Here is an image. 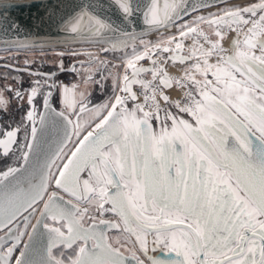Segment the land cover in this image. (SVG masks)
<instances>
[{
	"label": "snow or ice",
	"instance_id": "6c2138e0",
	"mask_svg": "<svg viewBox=\"0 0 264 264\" xmlns=\"http://www.w3.org/2000/svg\"><path fill=\"white\" fill-rule=\"evenodd\" d=\"M142 15L155 40L91 4L64 21L119 63L68 47L41 71L17 53L57 42H3L0 264H264V0Z\"/></svg>",
	"mask_w": 264,
	"mask_h": 264
},
{
	"label": "water",
	"instance_id": "95a60500",
	"mask_svg": "<svg viewBox=\"0 0 264 264\" xmlns=\"http://www.w3.org/2000/svg\"><path fill=\"white\" fill-rule=\"evenodd\" d=\"M134 2L139 5V10L129 22L123 21L114 0H22L0 4V49L6 47L4 41L13 38L57 42L51 47L87 44L88 42L82 39H73L64 27V21L70 18L74 11H78L81 4H91L96 12L117 26L128 27V24H131L130 30L138 35L153 33L145 24L142 15L148 0ZM12 22L19 26L18 31L8 30Z\"/></svg>",
	"mask_w": 264,
	"mask_h": 264
},
{
	"label": "flooded vegetation",
	"instance_id": "af4514ba",
	"mask_svg": "<svg viewBox=\"0 0 264 264\" xmlns=\"http://www.w3.org/2000/svg\"><path fill=\"white\" fill-rule=\"evenodd\" d=\"M77 45H79V44H77ZM85 45H87V47H80V48H76V49L82 50V51H91V52L99 55L101 59L107 58L111 63H119V61H116V60L113 59L111 54L102 53L100 51V47L96 46L94 43H87ZM45 48H48V47H45ZM59 51H63V50L58 49V50H55V51H45V53L43 55H41L39 50L31 51V52H20V53H17V55L20 57L21 66H23L24 59L27 58V59H30V60H35L37 62H42L43 63V67L40 68L41 71H50V70L51 71H55V67L54 66H55L56 63L59 62V59H60L56 55V53L59 52ZM118 54L119 53H117V55ZM77 59H84V57L81 56V57H78V58L74 59L73 57L66 55L63 58L64 64H65L66 67L69 66L72 63H75ZM147 63H148L147 61L144 62L145 66H147ZM34 67H39V64L38 65H34ZM0 71H3V69H0ZM112 71H115V70H112ZM171 72L175 74L177 72V69L175 67H173L171 69ZM28 79L29 78L27 76H25V81H27ZM75 79L76 78L74 76H72L70 73L59 75V80L62 81L63 83H65V84L69 83L70 81H74ZM110 84H111L110 80L106 81L105 91H103V92H101L99 90H94L93 97H94V101L95 102H97V103L101 102L106 97L107 94H110ZM172 95L175 96L176 93L173 92ZM0 167H3V165H0Z\"/></svg>",
	"mask_w": 264,
	"mask_h": 264
},
{
	"label": "rangeland",
	"instance_id": "374dc122",
	"mask_svg": "<svg viewBox=\"0 0 264 264\" xmlns=\"http://www.w3.org/2000/svg\"><path fill=\"white\" fill-rule=\"evenodd\" d=\"M25 1H30V0H25ZM236 3H243V0H238L235 1ZM173 32L175 31L174 29L172 30ZM144 38L147 40H155L157 38V34L153 33L150 35H144ZM68 47H74V48H80V47H87V45H83V44H79V45H68V46H56V47H52L55 50L61 49V50H65ZM47 49V48H46Z\"/></svg>",
	"mask_w": 264,
	"mask_h": 264
},
{
	"label": "bare ground",
	"instance_id": "6f19581e",
	"mask_svg": "<svg viewBox=\"0 0 264 264\" xmlns=\"http://www.w3.org/2000/svg\"><path fill=\"white\" fill-rule=\"evenodd\" d=\"M17 1H22V0H0V4H7V3H12V2H17ZM153 33H150V34H153Z\"/></svg>",
	"mask_w": 264,
	"mask_h": 264
}]
</instances>
